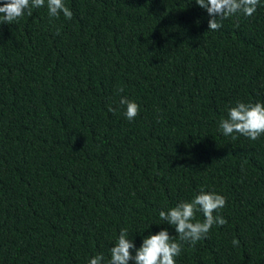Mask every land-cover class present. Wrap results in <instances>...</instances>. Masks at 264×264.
<instances>
[{
  "label": "trees",
  "instance_id": "1",
  "mask_svg": "<svg viewBox=\"0 0 264 264\" xmlns=\"http://www.w3.org/2000/svg\"><path fill=\"white\" fill-rule=\"evenodd\" d=\"M64 3L71 19L45 0L0 24V264H108L121 228L135 255L176 235L159 211L201 186L227 223L176 264H264V135L219 129L237 101L264 103V0L218 31L195 0Z\"/></svg>",
  "mask_w": 264,
  "mask_h": 264
},
{
  "label": "clouds",
  "instance_id": "2",
  "mask_svg": "<svg viewBox=\"0 0 264 264\" xmlns=\"http://www.w3.org/2000/svg\"><path fill=\"white\" fill-rule=\"evenodd\" d=\"M46 3L49 18H59L61 13L65 19L72 18L73 13L64 0H46ZM195 3L206 9L211 17L208 30L218 31L222 27V21L231 16H252L260 0H195ZM44 5L45 0H3L0 3V24H12L25 13L31 16L32 9ZM56 34H59V29ZM118 91L123 92V88ZM119 103L126 106L125 117L129 121L138 115L140 105L134 100L121 96ZM110 110L115 111L112 108ZM219 129L223 135L232 136L233 139L236 137L232 134L239 133L253 141L257 140L264 135V103L237 101L235 106L228 108L227 118L219 121ZM225 205L226 197L215 191H205V187L201 186L190 200L180 201L167 210L159 211V218L174 226L175 236H170L166 228H161L155 234L144 237L133 255L131 250L135 245L132 237L126 228H121L114 246L110 248L108 264H129L130 261H134V264H176L175 258L180 255L185 242L194 246L208 236L213 225L222 226L227 223L222 215L214 214L219 213ZM197 212L202 213L203 220L196 218ZM232 244L238 247L239 239L234 238ZM103 260V254H97L89 259L88 264H102Z\"/></svg>",
  "mask_w": 264,
  "mask_h": 264
}]
</instances>
